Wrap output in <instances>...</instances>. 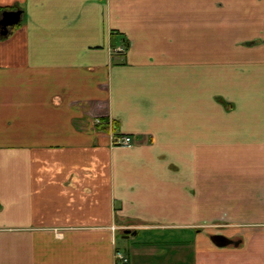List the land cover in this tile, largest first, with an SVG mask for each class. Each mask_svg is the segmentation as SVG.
Here are the masks:
<instances>
[{
  "label": "crops",
  "instance_id": "0c3cea01",
  "mask_svg": "<svg viewBox=\"0 0 264 264\" xmlns=\"http://www.w3.org/2000/svg\"><path fill=\"white\" fill-rule=\"evenodd\" d=\"M0 8V264H264V0Z\"/></svg>",
  "mask_w": 264,
  "mask_h": 264
},
{
  "label": "water",
  "instance_id": "95a60500",
  "mask_svg": "<svg viewBox=\"0 0 264 264\" xmlns=\"http://www.w3.org/2000/svg\"><path fill=\"white\" fill-rule=\"evenodd\" d=\"M20 19L21 10H3L0 13V34L6 35L8 33L9 28L19 23ZM123 232L126 234V236L131 233L129 229H125L123 230ZM210 239L217 246H225L231 243L237 244L236 241H233L222 234H212L210 236Z\"/></svg>",
  "mask_w": 264,
  "mask_h": 264
},
{
  "label": "built area",
  "instance_id": "2783aa9c",
  "mask_svg": "<svg viewBox=\"0 0 264 264\" xmlns=\"http://www.w3.org/2000/svg\"><path fill=\"white\" fill-rule=\"evenodd\" d=\"M126 44L121 45V46H116L112 49L113 53H123L126 50ZM112 125V124H111ZM112 142L113 144L117 145H126L130 146L131 145V137L128 134H116L115 136H112ZM127 263L128 258L127 256L120 250H115V263Z\"/></svg>",
  "mask_w": 264,
  "mask_h": 264
},
{
  "label": "trees",
  "instance_id": "16d2710c",
  "mask_svg": "<svg viewBox=\"0 0 264 264\" xmlns=\"http://www.w3.org/2000/svg\"><path fill=\"white\" fill-rule=\"evenodd\" d=\"M13 8V7H12ZM3 10H12V9H10V8H0V13L3 11ZM17 25V24H16ZM16 25H14V26H16ZM14 26H12V27H14ZM11 27V28H12ZM126 46H127V44H126ZM100 120H101V123L100 124H98V127L99 128H101V129H107L108 128V118L107 117H101L100 118Z\"/></svg>",
  "mask_w": 264,
  "mask_h": 264
},
{
  "label": "rangeland",
  "instance_id": "374dc122",
  "mask_svg": "<svg viewBox=\"0 0 264 264\" xmlns=\"http://www.w3.org/2000/svg\"><path fill=\"white\" fill-rule=\"evenodd\" d=\"M111 51H112V50H111ZM96 123H97V124H100V123H101V120L99 119V121H97ZM107 124H108V127H110L111 123H110L109 121H108ZM111 126H112V125H111ZM115 135H116V134H115ZM115 135H114V136H115ZM111 141H113V140H111ZM112 143H113V142H112ZM119 242H120V243L123 242L121 238H119ZM127 258H128V257H127ZM115 264H117V262H116Z\"/></svg>",
  "mask_w": 264,
  "mask_h": 264
}]
</instances>
